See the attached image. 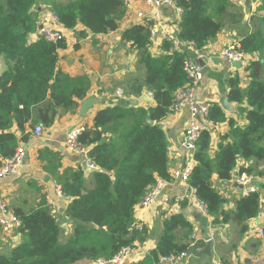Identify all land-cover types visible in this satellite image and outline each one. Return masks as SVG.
Returning <instances> with one entry per match:
<instances>
[{
	"label": "trees",
	"instance_id": "16d2710c",
	"mask_svg": "<svg viewBox=\"0 0 264 264\" xmlns=\"http://www.w3.org/2000/svg\"><path fill=\"white\" fill-rule=\"evenodd\" d=\"M38 4L55 13L64 29L72 31L81 26L78 37L82 39L86 32L95 36L116 31L125 13L123 0H0V58L6 65L0 76V157L4 161L10 160L18 148L17 138L10 132L14 125L21 133L31 122V128L40 125L47 129L59 116L74 114L90 88L88 77H70L57 69V52L65 48V42L54 44L40 38L29 43L28 36L37 29L32 11ZM177 5L183 13L176 39L195 50L217 36L229 7L227 0H177ZM259 24L256 32L241 39L240 52L250 54L264 48V17ZM149 29L132 25L121 34V41L137 52V66L144 70L140 79L127 84L125 95L138 97L147 91L155 105L143 109L124 103L96 112L91 128L77 138L89 163L101 170L89 173L88 184L81 167L60 171L58 153L46 147L39 151L43 171L68 200L64 217L72 221V233L60 242V223L44 199L28 214L15 210L22 242L9 256L0 255V264L109 260L122 248H131L147 238L144 227L133 226L135 207L156 180L170 179L167 135L161 122L171 113L175 94L189 84L183 70L188 50L176 51L171 43L163 41L161 54H151ZM227 84V100L241 106L238 113L244 115L247 124L239 127L226 118L217 103L209 104L204 121L213 125L226 122L228 131L219 137L213 156L209 153V132L199 134L187 184L214 225L235 223L243 232L246 222L260 209L258 194L244 195L235 202L234 210L224 211L225 199L213 186L212 178L215 176L219 183L231 181L240 159L264 164V80L250 74L244 90L237 77L228 79ZM238 173L252 175L251 169H238ZM185 206V202L181 204L182 209ZM162 228L155 248L134 264H159L187 253L192 230L184 215L166 218ZM179 231L184 232L185 241L177 237Z\"/></svg>",
	"mask_w": 264,
	"mask_h": 264
},
{
	"label": "crops",
	"instance_id": "0c3cea01",
	"mask_svg": "<svg viewBox=\"0 0 264 264\" xmlns=\"http://www.w3.org/2000/svg\"><path fill=\"white\" fill-rule=\"evenodd\" d=\"M227 1L228 11L222 18L224 27L213 40L207 42L201 49L203 58L196 62L203 73L202 81L193 89L194 99L197 102L218 104L221 97H225L227 100L229 92L227 80L233 77L238 78L239 87L243 90L250 82V74L264 80V48H261L260 52L246 54L244 66L239 70L234 69L231 63L225 62L217 56L218 52L230 43H240L245 35L254 33L260 28L259 20L264 17V0H252L248 15L244 13L241 0ZM43 6L38 4L33 8L32 13L37 17V29L28 36L29 43L40 39L41 28L46 27L49 22L45 11L47 6L44 9ZM137 13H142L146 18H152L158 22L157 31L150 36L149 52L153 55H160L164 41L163 35H176L179 24V17L169 7L155 10L146 8L141 2H132L129 9H125L116 31L95 36L86 32L87 35L83 39L78 37V34L83 31L81 26H77L72 31L58 26L66 38V43L65 48L57 52V69L70 77H88L90 88L85 99L92 98L94 103L86 111L85 117L79 116V107L74 114L59 116L51 127L42 128L41 138H35L32 135V122L25 126L24 133L19 132L15 125L10 131L17 138L18 148L22 150V159L14 173L0 178V202L5 203L11 212L20 210L24 214L35 209L43 199L50 202L51 213L57 217L62 230L61 243H64L72 233V221L70 222L64 217L68 200L58 195L55 189L56 183L51 176L43 171L44 163L39 161L38 153L45 147L58 153L61 163L60 171L82 168V162L88 161L87 156L70 154L65 150V141L69 130L75 127L91 128L96 112L106 107L124 106V103H127L129 106L146 109L155 105L153 98L146 95L147 91H143L138 97L125 95L127 84L135 79H140L144 74V70L137 66V52L129 44L121 41V34L125 29L132 25H140L139 19L136 17ZM186 47L184 46L183 50ZM5 70L6 65L0 58V76ZM118 91L123 93V99H118L116 96ZM132 103L134 104L132 105ZM229 103L233 110L231 113L224 112L226 118L233 119L239 127H245L247 122L244 115L238 113L241 106ZM189 117L188 107L185 106L177 112L170 113L161 122V127L167 135V172L170 177V181L162 193L172 201L189 194L188 184L172 179L174 173L182 170L188 162V154L181 147V140ZM204 126L207 127L206 131L210 134L211 151L209 153L213 156L219 137L227 133L228 125L223 122L214 125L206 123ZM23 136L25 139L22 138ZM3 162L4 160L0 157V167ZM238 169H251L252 171V175L249 176L251 181L246 188L253 187L260 198V209L256 217L246 222V229L243 232L240 231L241 227L235 223L214 225L213 218L209 217L208 226L213 227L209 230V239L212 240L210 257L189 256L184 264H264V242L256 234L257 230L264 229V164L253 159L247 161L240 159L229 184L234 180L237 181L241 176ZM89 173V171H84L86 184L89 181ZM236 173L238 176L234 178ZM257 173L263 175L258 176ZM212 182L215 189L225 199L223 210H234L235 202L244 196V190H232L230 186L217 182L215 176H213ZM184 202L186 206L183 209L180 206V213L184 215L185 221L188 222L192 230L190 248L201 249L205 246L206 241L203 239L202 228L192 217V215L200 214L186 201L180 202V205ZM166 218H168L167 212L157 204L143 211L138 209L135 211L133 226L140 224L141 227H144L147 231V238L141 244L136 242L133 244V253L123 264L139 262L155 248L158 238L162 235V225ZM183 233V231H179L177 237L184 240ZM21 242L22 238L19 233L4 234L0 229V255L9 256ZM76 264H95V262L85 260ZM159 264L167 263L161 260ZM179 264H183V262Z\"/></svg>",
	"mask_w": 264,
	"mask_h": 264
},
{
	"label": "built area",
	"instance_id": "2783aa9c",
	"mask_svg": "<svg viewBox=\"0 0 264 264\" xmlns=\"http://www.w3.org/2000/svg\"><path fill=\"white\" fill-rule=\"evenodd\" d=\"M141 2L148 9H158L163 7L171 8L175 15L179 17L183 13L182 8L177 5V0H123V6L125 9H129L132 2ZM243 1V0H241ZM46 16L48 15L49 22L46 24V27L41 28L40 38L47 42L59 43L65 42L66 38L63 32L58 29V26H61L58 22L57 16L55 13L50 12L48 7L45 8ZM136 17L139 19V24L142 26H150V36L157 31L156 20L152 18H146L142 13H137ZM150 22H153L152 24ZM163 40L168 41L173 45V49L176 51H183V47L187 46L184 49H187L188 52H191L184 60L183 70L189 80V84L186 88L178 91L175 94L173 104L170 107V111L177 112L183 107L187 106L189 111V119L187 120L183 137L181 140V147L188 154V162L185 164L182 170L175 172L173 175V180H179L182 183L187 184L188 177L191 173L193 165V153L195 151V143L199 137V134L203 130H208L206 122L204 121V116L207 113L209 108L208 103L197 102L194 99L193 89L202 81L203 73L202 69L197 65V60L203 58L201 50H195L191 45L180 43L175 35L164 34ZM66 43V42H65ZM239 43L232 42L227 45L225 48L221 49L218 52V58L228 62L236 63L239 62L241 67L244 66V61H246V54L239 51ZM146 95L150 98H153L150 92H147ZM116 96L118 99H123V93L118 91ZM198 118V119H197ZM85 127H75L72 130H69L66 141H65V150L70 154H81L86 155L85 149L81 148L77 143L78 136L84 131ZM32 135L35 138H41L43 135V130L40 125H35L32 131ZM22 159V150L21 148L16 149L14 156L10 160H5L0 167V178H3L7 175H10L16 171L18 166L21 163ZM89 162V161H88ZM89 165L93 168L90 163ZM170 181V180H169ZM165 180H156V182L151 186V188L145 193L144 197L139 201L135 207V211L146 210L148 207L157 204L162 207L167 212V217L180 214V202L186 201L191 204L201 216H209L206 213V208L202 202H200L192 188L189 187V194L184 195L182 198L175 199L172 201L167 195L163 194L162 191L164 187L169 183ZM251 178L247 175H241L238 177L237 183L242 185L244 190V195L255 193L253 187H248ZM55 189L59 196L63 197L60 192L59 186H55ZM49 205L50 202H47ZM50 206V205H49ZM21 223L19 219L14 215L13 212L7 207L5 203L0 202V229L4 234L18 233ZM135 228L142 229L140 224L135 225ZM257 236L264 242V229H259L256 232ZM133 253V247L122 248L119 253L109 260L100 259L95 261V264H123L124 261ZM186 257V254H181L178 257H169L163 259L167 264H179Z\"/></svg>",
	"mask_w": 264,
	"mask_h": 264
},
{
	"label": "water",
	"instance_id": "95a60500",
	"mask_svg": "<svg viewBox=\"0 0 264 264\" xmlns=\"http://www.w3.org/2000/svg\"><path fill=\"white\" fill-rule=\"evenodd\" d=\"M251 3H252V0H243V1H241V5L244 8L245 15L249 14L250 9H251ZM231 66L234 69L239 70L240 67H241V64L239 62H236V63H231ZM93 103H94V100L92 98H88V99L83 100L80 103V106H79V112H78L79 116L85 117L86 111L93 105ZM133 104L134 103H132V105ZM218 104L221 107V109L223 110V112H225V113H231L232 110H233L231 104L226 100L225 97L219 98ZM146 122L150 126L154 125V123L152 121H150V120H147ZM81 166H82V169L84 171L101 172V170H99L98 168L91 167L87 160H84L82 162ZM237 176H238L237 173L234 174V178H237ZM224 185L230 186L232 190L243 191L242 185L237 183L236 180L232 181L231 184H229L228 182H224ZM62 211L63 210L61 209V212ZM192 217L196 220V222H198V224L202 228L203 239H205L206 242H205V246L203 248H201V249H196L195 247L189 248L187 253H186V257L182 260L183 264L185 263L186 258L189 257V256H193V257L207 256V257H210V253H211L212 240L209 239V230H211L213 227L208 226V219L206 217H204V216L195 214V215H192Z\"/></svg>",
	"mask_w": 264,
	"mask_h": 264
}]
</instances>
